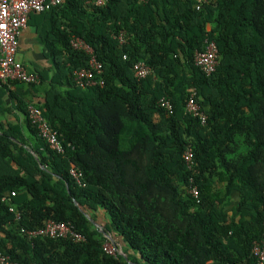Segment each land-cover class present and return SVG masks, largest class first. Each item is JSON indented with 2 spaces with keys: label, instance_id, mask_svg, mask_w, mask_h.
Returning <instances> with one entry per match:
<instances>
[{
  "label": "trees",
  "instance_id": "16d2710c",
  "mask_svg": "<svg viewBox=\"0 0 264 264\" xmlns=\"http://www.w3.org/2000/svg\"><path fill=\"white\" fill-rule=\"evenodd\" d=\"M46 14L59 92L37 108L66 152L52 151L29 119L31 92L18 97L0 86V111L8 93L26 124L0 122V254L19 264H259L252 250L264 237V0H207L201 9L196 0H68ZM72 36L103 65V87L75 86L90 56L72 47ZM207 40L220 58L211 76L195 65ZM139 62L155 77L137 79ZM36 74L45 82V71ZM193 90L206 125L186 112ZM49 221L71 223L85 241L22 233ZM108 243L122 253H109Z\"/></svg>",
  "mask_w": 264,
  "mask_h": 264
},
{
  "label": "built area",
  "instance_id": "2783aa9c",
  "mask_svg": "<svg viewBox=\"0 0 264 264\" xmlns=\"http://www.w3.org/2000/svg\"><path fill=\"white\" fill-rule=\"evenodd\" d=\"M87 6L105 7L108 0H83ZM145 1V0H141ZM68 0H0V86L12 87L13 83L25 85H39L41 80L38 74L31 73L27 66L17 59L19 49V39L23 30L27 27L31 14H44L53 8L64 6ZM197 9H201L207 0H196ZM119 40L124 42V35L119 36ZM71 45L75 50L83 51L90 56L89 67L77 70L73 74L75 86L81 90H88L95 87H103V65L98 61L93 49L81 38L72 36ZM220 64L219 51L217 44L213 40L206 41V50L197 52L195 55V65L207 76L214 74ZM134 73L137 79H146L154 76V71L145 62H139L134 66ZM196 91L191 92V96L186 104V112L194 118L200 120L202 125H206L207 116L196 102ZM159 105L169 114L173 112L171 102L162 98ZM28 115L32 124L37 128L40 137L57 154L63 155L66 152L64 144L59 140L58 132L54 130L47 119L37 106L29 105ZM67 147H72L71 143ZM188 165H192L193 151L188 148L184 154ZM72 177L81 184L82 173L74 166L71 169ZM195 198L199 196L197 187L189 188ZM14 197L15 194L13 193ZM6 201V199H3ZM10 212L15 214L16 220L21 219V214L15 207L10 208ZM22 233L29 240L38 237L66 239L72 238L76 242H84L85 238L76 232L71 223H61L49 221L46 226L36 231L22 230ZM112 251L107 250L113 255L119 253L114 245ZM252 253L257 257L259 264H264V237L260 242L254 243ZM0 264H19L13 262L9 256L0 254Z\"/></svg>",
  "mask_w": 264,
  "mask_h": 264
},
{
  "label": "crops",
  "instance_id": "0c3cea01",
  "mask_svg": "<svg viewBox=\"0 0 264 264\" xmlns=\"http://www.w3.org/2000/svg\"><path fill=\"white\" fill-rule=\"evenodd\" d=\"M51 22L49 15L46 13L31 14L27 27L20 36L17 53V59L26 65L31 73L45 71V82H40L33 90L29 89L28 85H13L9 87L11 91H18L20 93L18 97L31 92L24 100L32 102V104L40 109L45 104H50L54 96L59 92V89L52 83V79L56 73L45 43V36L50 33ZM1 91L4 92V89ZM3 101L4 105L2 108L6 112L0 111V122L5 126H23L26 129L25 116L15 108L17 103L8 93L3 94Z\"/></svg>",
  "mask_w": 264,
  "mask_h": 264
},
{
  "label": "rangeland",
  "instance_id": "374dc122",
  "mask_svg": "<svg viewBox=\"0 0 264 264\" xmlns=\"http://www.w3.org/2000/svg\"><path fill=\"white\" fill-rule=\"evenodd\" d=\"M106 249L109 250V251H112V249H113L112 244H110V243L106 244ZM118 250H119V253L121 254L122 253L121 249H118Z\"/></svg>",
  "mask_w": 264,
  "mask_h": 264
}]
</instances>
